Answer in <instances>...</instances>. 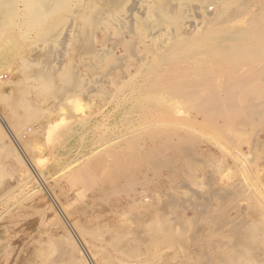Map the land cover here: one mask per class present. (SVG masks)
<instances>
[{
    "label": "rangeland",
    "instance_id": "1",
    "mask_svg": "<svg viewBox=\"0 0 264 264\" xmlns=\"http://www.w3.org/2000/svg\"><path fill=\"white\" fill-rule=\"evenodd\" d=\"M9 1L0 120L18 135L6 145L0 124V264H81L72 236L91 264H264V0L178 58L196 0H148L133 19L131 0ZM174 75L191 101L167 94Z\"/></svg>",
    "mask_w": 264,
    "mask_h": 264
},
{
    "label": "bare ground",
    "instance_id": "2",
    "mask_svg": "<svg viewBox=\"0 0 264 264\" xmlns=\"http://www.w3.org/2000/svg\"><path fill=\"white\" fill-rule=\"evenodd\" d=\"M37 1H39L43 6L45 5L46 6V4H47V6H48V3L47 2H49V6L51 5L50 4V2H54V1H58V0H37ZM156 2H158L157 0H155ZM163 0H161V2H162ZM193 1V0H192ZM195 1V0H194ZM197 2H199V4H200V6L199 5H194L192 8H191V12L193 13V15H194V18L196 19L195 21H190V22H188L187 24H183L184 26H180L179 28H181L180 29V32L181 33H183L187 38V41L186 42H184V43H180V44H178L177 45V43L175 44V42H174V44H175V46L174 47H172V49L170 50V52H169V54L171 55V56H173V57H177V56H179V55H181L184 51V48L185 47H187V45L192 41V39L193 38H201V40H204V39H208L209 37L206 35V32L205 31H207L209 28H212V29H214V28H217V27H220L221 25H223V24H225V23H229V22H231V21H233L234 19H237V18H239V17H243L244 15H249L250 16V13L253 15L254 14V12H253V9H255V7L256 6H258L257 4L259 3V1L260 0H242L241 1V3L239 4V6L237 7V8H231L230 7V2H229V0H211V1H214L216 4H217V8H215V9H217L216 11H215V13H213V14H208V12L206 11V10H204V6L203 5H205L206 3H207V1H209V0H196ZM211 1H209V2H211ZM24 2H25V0H11V1H9V3H10V5L12 6L13 4H16V5H19V6H21V4L23 3V5H24ZM33 2V1H32ZM160 2V1H159ZM159 2H158V5H159ZM186 2H188V1H186ZM185 2V3H186ZM4 3H5V1H4ZM44 3V4H43ZM146 3H148L150 6H152V1L150 2V1H148V0H131V9H129V11H128V13L130 14V17L129 18H131V19H133L134 17H135V14H133L134 13V11H135V9H137V10H141V6L143 5V4H146ZM164 3V2H163ZM232 3V2H231ZM36 4H38V3H36ZM36 4H34V2L31 4V6L32 5H35L36 6ZM184 4V3H183ZM192 4H193V2H192ZM260 4V3H259ZM112 5V4H111ZM160 5H161V3H160ZM169 5V4H168ZM185 5V4H184ZM18 6V7H19ZM104 6V5H103ZM117 6V5H116ZM150 6H148V7H150ZM162 6V5H161ZM173 6V5H172ZM178 7H179V5H178ZM33 8V7H32ZM106 8V7H105ZM185 8V7H184ZM183 8V9H184ZM20 9V8H19ZM36 9V8H35ZM49 9V8H48ZM51 9V8H50ZM156 9V8H155ZM165 9V8H164ZM41 10V9H40ZM40 10H38V9H36L34 12L35 13H33V14H31V19H33V18H36V16H39L41 13H40ZM152 10V9H151ZM178 10V9H177ZM264 10V9H263ZM24 11V10H23ZM47 11V10H46ZM110 11V10H109ZM157 11V10H156ZM187 11V10H186ZM262 11V10H261ZM21 12V11H20ZM160 12V11H159ZM175 12V11H174ZM173 12V13H174ZM178 12V14H179V11H177ZM181 12V11H180ZM182 12H183V10H182ZM188 12V11H187ZM253 12V13H252ZM23 13V12H22ZM150 13V12H149ZM148 12H144V11H141L140 12V14L142 15V19H145V17L146 18H148V15L147 14H149ZM17 14H18V11H15V12H13L12 13V15H11V18H13V17H16L17 16ZM188 14V13H187ZM258 14V13H257ZM264 14V13H263ZM157 15V14H156ZM185 15V14H184ZM176 16V15H175ZM178 16V15H177ZM259 17V16H258ZM243 18H245V17H243ZM185 19V18H184ZM183 19V20H184ZM190 19V18H189ZM247 19V18H246ZM254 18H252V20H253ZM194 20V19H193ZM251 20V21H252ZM250 21V22H251ZM257 21V20H256ZM260 21H262V18H261V20ZM178 23V22H177ZM185 23V22H184ZM3 24V23H2ZM258 25H260V24H258ZM21 26H22V24H18V25H16V28L18 29V31L21 29ZM149 26V25H148ZM251 26V25H250ZM240 28V27H239ZM187 29H190V31H191V34L190 35H187V34H185V31L187 30ZM238 29V28H237ZM234 29L233 31H235V33L234 32H228L227 34H229V35H227V37H229V38H233V39H250V37H252V35L254 34V32L257 34V35H259L256 31H258V32H261L260 30H256V31H251V30H248V29ZM254 29H256V28H254ZM237 30V31H236ZM20 31H22V30H20ZM187 32V31H186ZM225 34H223V36H224ZM214 36V35H213ZM222 36V35H221ZM254 36V35H253ZM225 37V36H224ZM51 39V38H50ZM49 39V40H50ZM66 39V38H65ZM231 39H229V40H231ZM246 39V40H247ZM260 39V38H259ZM223 40H225V41H223V42H227L226 41V39H223ZM207 41V40H206ZM245 41V40H244ZM255 41V40H254ZM259 41V40H258ZM257 41V42H258ZM65 42H66V40H65ZM204 42H205V40H204ZM220 43V42H219ZM230 43H233V42H229V44ZM236 43V42H235ZM247 43V42H246ZM254 43V42H253ZM203 44V43H202ZM228 44V45H229ZM186 45V46H185ZM191 45H192V43H191ZM226 45V44H225ZM221 46H224V45H221ZM251 46V45H250ZM256 46H257V44H256ZM248 47V46H247ZM222 47H220L219 49H221ZM253 48V47H252ZM257 48H258V46H257ZM190 49V48H189ZM223 49H225V48H223ZM229 49V48H228ZM250 48L248 47V50H249ZM263 48H261V50H262ZM259 50H260V48H259ZM261 50H260V53H261ZM263 52V51H262ZM206 53V52H205ZM212 53H214V49H213V51H211V54ZM245 54V53H244ZM247 54V53H246ZM168 57H169V55H168ZM184 57V56H183ZM186 57V56H185ZM178 58V57H177ZM181 58V57H180ZM182 59V58H181ZM208 59V58H207ZM154 62V61H153ZM237 62V61H236ZM241 62V61H240ZM240 62H237L238 64H240ZM196 63V62H195ZM232 63V62H231ZM237 63H235L234 65L236 66V64ZM198 64V63H197ZM230 64V63H229ZM251 64H252V62H251ZM226 65V64H225ZM233 65V66H234ZM244 65H246V64H244ZM51 66V65H50ZM239 66V65H238ZM148 68H149V66H148ZM233 68H235V67H233ZM228 69V68H227ZM226 69V70H227ZM226 70H223V71H226ZM221 72V71H220ZM178 73V72H177ZM225 73V72H224ZM164 74H166V73H164ZM209 74V73H208ZM221 75V74H220ZM223 75V74H222ZM239 76V75H238ZM205 77V76H204ZM261 77V80H263L264 81V68H263V70H261L260 72H256V74L254 75V77L253 78H255V79H257V78H260ZM211 79H213V78H211ZM260 80V79H259ZM164 81V80H163ZM161 82V81H160ZM180 82L181 81H179V78H178V76H173V78H172V82H170L171 83V88H170V91L168 92L167 91V94L168 93H170V95L169 96H172L173 98H183V99H185L186 101H191V99L193 98V97H195V94L193 93V92H191V91H186L185 90V88H184V86H182L181 84H180ZM185 83V82H184ZM189 84H190V82H188ZM194 83V82H193ZM199 83V82H198ZM214 83V82H213ZM156 84V83H155ZM186 84V83H185ZM187 85V84H186ZM192 85V84H191ZM224 86L225 85H223L222 86V88L224 89ZM227 87V86H226ZM187 88V87H186ZM228 88V87H227ZM2 89V88H1ZM167 89V88H166ZM221 89V88H220ZM202 90V89H201ZM228 90H230V89H228ZM2 91V90H1ZM200 91V90H199ZM224 91H226L225 89H224ZM207 96L209 95V93H205ZM229 94V93H228ZM132 95V94H131ZM223 95V94H222ZM168 96V95H167ZM197 96V95H196ZM170 99V98H169ZM159 100V99H158ZM212 110V109H211ZM221 111H222V113H226V111H227V108L225 107H221V109H220ZM204 112H206V113H208V112H210V109H208V108H204ZM4 117V116H3ZM3 117H1V118H3ZM5 118V117H4ZM3 118V119H4ZM8 119V118H7ZM2 120V119H1ZM0 120V124H1V126H2V129L4 130V140H5V144L6 145H8V146H10V147H12V145H14V139H15V137H17V135H18V133L14 130L13 131V129H12V127H9L10 125L8 124V121H6L5 119L4 120H2L1 121ZM9 123H10V121H9ZM84 124V123H83ZM0 126V127H1ZM8 128V129H7ZM19 141V140H18ZM21 146V145H20ZM17 157L18 158H22L21 156H19V155H17ZM23 160V159H22ZM28 160V159H27ZM23 161H25V160H23ZM31 162V161H30ZM32 163V162H31ZM30 163V164H31ZM32 166H35L34 165V163H32ZM37 170V169H36ZM25 171V170H24ZM24 174V173H23ZM41 174V173H40ZM42 175V174H41ZM24 176V175H23ZM43 176V175H42ZM41 177V176H40ZM24 178V177H23ZM24 180V179H23ZM32 180V179H31ZM22 181V180H21ZM42 181V180H41ZM28 182H29V179H28ZM24 184H27V181L25 180V181H23V182H21V186H23ZM33 185V184H32ZM17 186H19V185H17ZM16 189H17V187H16ZM35 193V192H34ZM52 194V193H51ZM32 195V194H31ZM34 195V194H33ZM50 196V195H49ZM28 199V198H27ZM53 200V202H55V199H52ZM56 203V202H55ZM61 210V209H60ZM62 221V220H61ZM242 222V221H241ZM70 223H71V221H70ZM245 224V223H244ZM72 225V224H71ZM74 225V224H73ZM72 225V226H73ZM75 226V225H74ZM74 226H73V228H74ZM72 229V228H71ZM76 231V230H75ZM69 232V231H68ZM70 233V232H69ZM71 233H73V230H72V232ZM75 234V233H74ZM68 236V235H67ZM72 236V235H71ZM65 237V236H64ZM253 237V236H252ZM68 238H71V237H68ZM67 239V238H66ZM67 242V241H66ZM70 242V241H69ZM82 243V242H81ZM71 246H72V248L76 251V257H77V260L79 261V263H81V264H91L90 262H89V259H88V255H87V252H85L82 248H81V246H79V241H77V238L74 236V238H73V236H72V239H71V242L69 243ZM83 244V243H82ZM67 246V245H66ZM84 246V245H83ZM86 246V245H85ZM86 251H87V249H86ZM88 252H89V250H88ZM92 256V255H91ZM251 257V256H250ZM71 258V257H70ZM91 258V257H90ZM94 260V259H93ZM96 261V260H95ZM73 262V261H72ZM92 262V261H91ZM100 263V262H99ZM97 264V263H96Z\"/></svg>",
    "mask_w": 264,
    "mask_h": 264
},
{
    "label": "built area",
    "instance_id": "3",
    "mask_svg": "<svg viewBox=\"0 0 264 264\" xmlns=\"http://www.w3.org/2000/svg\"><path fill=\"white\" fill-rule=\"evenodd\" d=\"M5 79V77L4 76H1L0 77V86H1V84H2V81Z\"/></svg>",
    "mask_w": 264,
    "mask_h": 264
}]
</instances>
